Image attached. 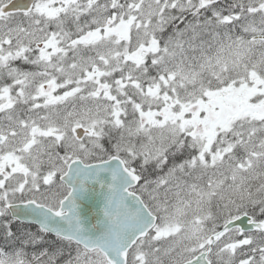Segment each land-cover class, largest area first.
Instances as JSON below:
<instances>
[{
	"label": "snow or ice",
	"instance_id": "obj_1",
	"mask_svg": "<svg viewBox=\"0 0 264 264\" xmlns=\"http://www.w3.org/2000/svg\"><path fill=\"white\" fill-rule=\"evenodd\" d=\"M0 264H264V0H0Z\"/></svg>",
	"mask_w": 264,
	"mask_h": 264
}]
</instances>
